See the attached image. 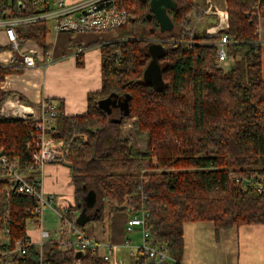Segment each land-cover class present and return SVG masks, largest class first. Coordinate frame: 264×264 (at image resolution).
Listing matches in <instances>:
<instances>
[{
  "label": "trees",
  "instance_id": "trees-1",
  "mask_svg": "<svg viewBox=\"0 0 264 264\" xmlns=\"http://www.w3.org/2000/svg\"><path fill=\"white\" fill-rule=\"evenodd\" d=\"M115 1L127 19L100 47V89L88 94L84 113L67 115L60 105L57 108L52 136L63 141L59 162L70 168L79 205L65 207L62 214L75 221L70 212L83 207L88 190L96 193V203L87 212L98 208L99 219L104 204L130 215L144 208L152 242L163 243L167 251L161 264H183L185 222H210L216 233L264 223V189L242 190L230 179L232 174L261 176L264 187V79L258 25L264 18V0L257 4L225 0L232 40L228 55L234 59L227 71L216 62L215 46L193 34L194 0H175L177 7L168 10L173 35L160 33L155 19H146L149 0ZM35 7L31 0H0V18L34 15L40 12ZM15 30L18 38L47 48L44 21ZM156 39L170 40L161 43L164 53L158 57L161 90L143 81L150 60L148 45ZM4 48L0 46V51ZM14 71L21 69L0 65V82ZM110 94L128 97L126 116L118 108L106 113L98 107L97 101ZM4 98L0 88V107ZM34 122L31 117L0 115V146L21 169L29 165L36 147ZM138 139H144V149L137 146ZM9 184L0 171V230L7 226L12 240L30 242L21 254L0 256V264H109L101 249L85 250L77 259L74 249L62 250L58 238L52 237L40 253L26 229L27 221L36 220V200L12 193ZM129 264L151 263L137 248Z\"/></svg>",
  "mask_w": 264,
  "mask_h": 264
},
{
  "label": "crops",
  "instance_id": "crops-1",
  "mask_svg": "<svg viewBox=\"0 0 264 264\" xmlns=\"http://www.w3.org/2000/svg\"><path fill=\"white\" fill-rule=\"evenodd\" d=\"M72 1L66 0V2ZM194 1L195 11L191 15L193 28L195 29L201 21L210 22L209 25L205 26L204 32L199 35H203L207 39L206 29L218 22V15L215 10L226 12L228 27L225 0ZM53 7L54 1L50 0L45 5L36 6L35 9L41 12L42 10L53 9ZM21 9H24L23 6ZM7 20L9 19L0 18V46L5 47L0 51V65H15L21 71H14L5 75L0 82V88L5 93L2 102V105L5 103L4 108L9 111L14 103H23L29 107L26 117L35 120L40 114L41 101L48 99L57 106L60 105L62 111L67 115L84 113L87 107L88 94L99 90L101 85L100 47L105 41L116 36L115 30L67 34L53 31L51 28L52 20H48L44 21L47 48L34 40L18 38L17 48L12 49L4 33V24ZM28 24L18 26L26 27ZM258 25L261 76L264 79V18L259 19ZM173 34L174 32L170 33V35ZM24 53L33 56L36 62L34 67L23 65L21 58ZM230 58L234 61L232 57ZM63 163L58 161L45 166L42 185L45 192L56 195L53 210L50 212L58 217L60 226L52 231L56 234L51 236L54 240L59 237V230L63 227L59 210L62 213L65 207L74 205L67 202V199L71 198L74 185L73 183L71 185L70 182V170ZM71 213L77 216L79 211L78 213L77 211ZM122 214L123 225L129 214ZM108 217L111 220V214ZM98 227L96 229L101 230L99 225ZM81 229L86 232L83 227ZM94 230L92 227V231ZM31 232L33 234L27 231L28 236L31 241L35 242L38 239V233L34 225H32ZM103 236L104 233L101 236H94V238L105 242ZM114 237L112 236L108 240V243L113 245V249L127 247L126 245L129 244V241L126 240L124 245L116 244V246L112 244V241L115 242ZM183 241V264H264V223L244 224L216 233L210 222H185L183 224ZM111 263L123 264L117 261Z\"/></svg>",
  "mask_w": 264,
  "mask_h": 264
},
{
  "label": "built area",
  "instance_id": "built-area-1",
  "mask_svg": "<svg viewBox=\"0 0 264 264\" xmlns=\"http://www.w3.org/2000/svg\"><path fill=\"white\" fill-rule=\"evenodd\" d=\"M50 0H31L33 6L45 5ZM53 9L42 10L39 13L29 16L10 18L4 24V33L6 40L12 49L18 45V37L15 27L20 24L31 23L34 21L52 20L51 28L55 32L62 33H91L115 30L122 26L127 19L125 9L119 7L115 0H53ZM256 4L259 0H256ZM257 7H255L256 9ZM257 10V9H256ZM218 15L216 25L206 29V43L212 44L216 48L217 60L219 64L230 58L228 55V45L232 42L228 34L227 14L215 10ZM169 39H156V43L168 42ZM50 60V59H48ZM21 62L25 67H34L36 62L31 54H22ZM1 104L0 115L6 118H26L29 107L16 102L11 110L7 111ZM58 106L51 100L43 99L40 103V114L35 119L34 130L36 147L30 152V163L24 169L19 167L17 160H10L0 146V171L9 181L12 193L22 194L34 197L36 200V220L33 222L37 230L38 239L34 242L41 253L42 244L51 237V232L42 224L43 208L52 207L54 194L43 190L44 168L47 164L58 162L62 156L63 141L55 139L52 136L53 125L57 116ZM230 179L240 185L242 190L252 188L256 193H261L264 189L261 183V176L247 178L238 174L230 175ZM143 198V197H142ZM65 211V210H64ZM63 211V212H64ZM62 212V213H63ZM140 216L131 215L126 220L125 229L130 231L133 227H138L141 232L142 245L138 248L147 253V261L151 264H161L167 259V251L163 243L154 244L151 240L145 218L147 212L144 208L140 209ZM60 215L62 229L59 230L58 244L62 250L74 249V253L85 250L96 251L101 249L103 259L110 260L112 255V245L108 242L99 241L92 236L87 235L81 227L77 226L75 221L69 220L64 214ZM69 214V213H68ZM7 211L4 213V221L7 220ZM74 218L76 217L70 212ZM73 233L75 238L70 240L69 234ZM28 240L20 238L12 240L9 237L8 227L4 226L0 230V256L10 258L21 254L23 248L29 243ZM41 255V254H40ZM131 255H133L131 253ZM40 264H45L41 263Z\"/></svg>",
  "mask_w": 264,
  "mask_h": 264
},
{
  "label": "rangeland",
  "instance_id": "rangeland-1",
  "mask_svg": "<svg viewBox=\"0 0 264 264\" xmlns=\"http://www.w3.org/2000/svg\"><path fill=\"white\" fill-rule=\"evenodd\" d=\"M194 18H195V16H194ZM209 24H210L209 21H201L197 25V27H195V29L193 28V34L199 35L200 33H203L205 26H207ZM173 32H174V29L172 31H169V33H173ZM232 63H233V60L231 58H229V59H227V61L219 63V66L222 67L224 71H227L230 68V66L232 65ZM226 64H228V65H226ZM128 127H129V124H126L124 126V129H127ZM136 144L141 149L145 148L144 139H138L136 141ZM63 164L66 165L65 163H63ZM69 170H70V168H69ZM69 175L71 176V171L69 172ZM70 182L72 185L71 177H70ZM70 197H71L70 199L69 198L67 199V202L69 204H74V205L78 204V201L75 197L74 188H73V192L71 193ZM54 201H55V198H54ZM54 201H53V203H54ZM99 208H101V207H99ZM52 210H53V204H52V207L43 208L42 224L46 229H48L51 232V236L52 235L55 236L56 234H54L52 231L55 228H57L58 226H60V223L58 221V217L55 216V214L50 212ZM98 211H99V209H98ZM77 213H78V211H77ZM122 213H124V215H126L128 212L126 210H109V207L106 204H104L102 206V219L98 218L96 220H91V221L87 222L83 226V229L88 233L87 234L85 232L87 235H89V236L93 235L92 237L101 236L104 233L103 239L105 240V242H108V240H110V237L115 236L114 237L115 242L112 241V244H115V245L116 244H119V245L123 244L124 245L126 240H128L129 244L126 245L127 247L123 246L119 249H113V245H112L111 260L117 261L118 263L122 262L123 264H129V261L134 256L136 249L140 245H142V238H141V232H140L138 227H133L132 230L126 231V229H125L126 221H124V224L122 225L123 220H124V218L121 217L123 215ZM110 214H111V220L108 217V215H110ZM136 214L138 216H140L139 211ZM127 216L129 218L131 215L129 214ZM26 225H27L26 226L27 231L30 232L31 234H33L31 232L33 222L27 221ZM98 225L100 226L101 230L96 229V228H99ZM109 225H110V228H109ZM92 227H94V229H95L94 231H92ZM68 238L70 240H74L75 236L73 233H70ZM131 253L133 255H131ZM111 260L109 261V264H112Z\"/></svg>",
  "mask_w": 264,
  "mask_h": 264
},
{
  "label": "water",
  "instance_id": "water-1",
  "mask_svg": "<svg viewBox=\"0 0 264 264\" xmlns=\"http://www.w3.org/2000/svg\"><path fill=\"white\" fill-rule=\"evenodd\" d=\"M149 11L146 13V19H155L160 33L172 31L174 23L168 14V10L175 9L177 3L175 0H149ZM148 53L150 60L143 71V81L146 84L154 86L161 90L164 87L162 79V71L158 62V57L163 55L164 46L161 43H150L148 45ZM97 105L106 113H110L112 108H118L122 116L129 113L128 97L120 99L113 94L97 101ZM120 119H114V122H119ZM84 205L80 208L78 215L75 217V223L79 227H83L87 222L98 218V208L94 209L93 213H88L87 209L93 208L96 203V193L93 190H88L83 198ZM82 252H76L75 258L79 259Z\"/></svg>",
  "mask_w": 264,
  "mask_h": 264
}]
</instances>
